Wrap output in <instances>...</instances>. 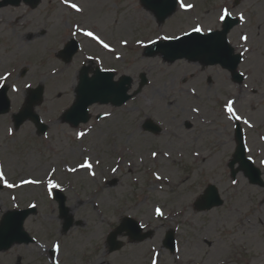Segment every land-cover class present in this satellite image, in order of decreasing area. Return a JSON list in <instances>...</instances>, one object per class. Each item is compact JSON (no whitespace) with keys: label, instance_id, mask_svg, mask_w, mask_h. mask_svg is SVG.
Here are the masks:
<instances>
[{"label":"rangeland","instance_id":"rangeland-1","mask_svg":"<svg viewBox=\"0 0 264 264\" xmlns=\"http://www.w3.org/2000/svg\"><path fill=\"white\" fill-rule=\"evenodd\" d=\"M183 3L195 9L189 13L179 7L161 25L139 0H44L36 11L25 5L0 9V85H8L11 102L10 112L0 116V163L5 179L16 185L0 182V221L18 206L38 209L25 223L36 243L1 252L0 264H264V187L251 185L242 173L231 178L236 121L225 110L232 100L248 157L264 181V0ZM225 8L243 16L229 38L243 54L239 71L246 78L241 84L219 65L169 64L160 56H144V48L162 36H182L197 24L204 32L219 29ZM83 31L99 35L113 51ZM72 37L82 51L65 65L57 51ZM90 60L96 61L94 67L98 63L132 77L131 93L139 89L141 74L149 83L121 108L92 106L91 121L73 128L60 116L73 104L79 71ZM25 85L45 87L44 103L35 108L49 125L43 137L31 122L14 129L12 116L30 89ZM148 119L161 126L159 135L142 129ZM78 133L83 137L78 139ZM84 159L93 163L94 177L79 168ZM24 179L40 183L20 186ZM49 179L60 185L55 190L64 193L71 215L82 223L65 235L55 190L48 195ZM208 185L218 188L224 204L197 212L194 202ZM157 208L162 216L156 215ZM124 216L152 229L154 237L141 244L120 237L125 247L110 254L107 234ZM170 229L176 232L174 254L162 245ZM56 245L54 263L49 250Z\"/></svg>","mask_w":264,"mask_h":264},{"label":"water","instance_id":"water-1","mask_svg":"<svg viewBox=\"0 0 264 264\" xmlns=\"http://www.w3.org/2000/svg\"><path fill=\"white\" fill-rule=\"evenodd\" d=\"M34 3L36 7L40 0ZM146 8L155 13L159 22H164L168 17L172 16L177 8V0H142ZM238 23L235 20L233 23L227 22L224 31L215 32L209 35L192 34L186 36L181 40H171L165 42H156L145 51L148 57H155L162 55L163 59L169 63H174L177 60L188 59L190 61H200L205 65L220 64L225 69H228L234 75L238 82L243 81V76L238 74L237 68L242 60V56L234 55V50L229 46L227 41V34L229 30ZM78 50L75 42L70 43L61 53V57L69 62L73 55ZM113 73L96 72L93 78H89L88 71L84 70L80 75V82L76 90V102L73 107L63 116V121L68 122L74 126L80 123H87L89 120L88 108L95 104H109L114 105L124 104L130 97L127 92L132 83L130 77H123L120 82H113ZM143 84L146 83V77L143 75ZM7 88L0 92V114L7 113L10 110V102L6 96ZM44 99V87L39 86L37 89L30 92L27 104L24 110L15 116L16 127L19 128L24 122L32 121L40 135L46 133L48 127L43 124L40 117L34 113V108L40 105ZM145 130L153 133H159L160 129L151 121H148ZM238 147L233 156L229 167L232 169V176L236 177L239 172H243L253 185L264 187V182L261 177V171L257 169L252 161L246 158V147L243 140L242 130H237ZM239 163V168L234 170L235 165ZM56 199L59 202L60 218L64 220L63 230L68 232L74 226V218L69 214V209L66 208V198L61 192H56ZM218 189L210 185L204 195L196 202L195 207L198 211H209L215 207L223 205ZM36 210H28L24 212L8 213L6 218L0 226V251L9 250L15 243L29 244L33 242L30 236L24 231V221L35 213ZM80 223L78 222L77 225ZM127 236L131 243H141L153 236L152 232L143 233V229L133 219L125 218L121 226L111 233L108 243L110 246V253L119 251L123 247V243L117 240L118 236ZM164 247L175 252V233L170 231L167 233L164 240Z\"/></svg>","mask_w":264,"mask_h":264},{"label":"snow or ice","instance_id":"snow-or-ice-1","mask_svg":"<svg viewBox=\"0 0 264 264\" xmlns=\"http://www.w3.org/2000/svg\"><path fill=\"white\" fill-rule=\"evenodd\" d=\"M179 2V7L181 9H183L184 11H189L190 9L193 8V5L191 4H187L185 5L183 3V0H178ZM70 8L74 9L76 12H81L82 9L79 8L76 4H70L68 5ZM231 13L228 11L227 8L223 9L222 10V13L219 15V21L221 23L225 22L226 18L228 16H230ZM241 19H243V16L240 17ZM77 31H81L80 29H77ZM77 31H74L72 32V35L75 36L77 35ZM211 30H209L210 32ZM192 33H198V34H203V29L197 24L196 26H194L192 28ZM83 35L86 36V37H89L91 38V40L95 41L97 44H99L101 47H103L104 49H107L108 51H113V49L110 47V45L108 43H106L103 39H101V37L99 35H96L94 32L92 31H83ZM184 35H191V33H188V32H185ZM161 40L163 41H171L173 39L175 40H181L182 37L180 36H169V35H165V36H162L160 37ZM243 39L247 40V37H243ZM157 41L153 40L151 41V43H156ZM125 44H127V41H124ZM89 59H91V57H89ZM2 79L4 80H7L8 79V76L5 75L4 77H2ZM26 87H31V85H25ZM0 87H3V85H0ZM12 90L15 92V91H18V89L15 87V86H12ZM233 101L232 100H229L227 102V106H226V112L229 114V118H234L236 120H240L241 117L236 115V112L233 108ZM245 124H249V122L247 120L244 121ZM249 127H251V125L249 124ZM84 133H78L77 134V138H81L83 137ZM153 157H155L156 153H153L152 154ZM97 164H99V160L96 161ZM79 168L80 169H87L89 170V174L92 175L93 177L95 176V172H92L91 169L93 168V163L90 162L88 159H84L83 162L79 165ZM117 169L113 168L112 171L115 172ZM55 171V169H53V172ZM68 171L70 172H75L77 171L76 168H70L68 169ZM160 177L157 176V179H159ZM0 181H3L4 182V185L8 188H13L15 187L16 185L12 184V183H9L5 178H4V173L2 171H0ZM40 181L39 180H35V179H24L21 181V185L20 186H23V185H33V184H39ZM233 183H235V181H233ZM60 188V185L55 183L53 180L49 179L47 181V190H48V195H52L53 193V190L55 189H58ZM30 207H33L35 208L36 206L33 204V205H30ZM156 215L157 216H162L163 213L162 211L157 208L156 209ZM141 227H143V225H141ZM56 249L58 250L59 249V245H56ZM153 264H155V261H153Z\"/></svg>","mask_w":264,"mask_h":264},{"label":"flooded vegetation","instance_id":"flooded-vegetation-1","mask_svg":"<svg viewBox=\"0 0 264 264\" xmlns=\"http://www.w3.org/2000/svg\"><path fill=\"white\" fill-rule=\"evenodd\" d=\"M94 64H96V63L93 62V61L88 62V67H89L90 73L93 72L96 69V67H97V65H95V67H94Z\"/></svg>","mask_w":264,"mask_h":264},{"label":"bare ground","instance_id":"bare-ground-1","mask_svg":"<svg viewBox=\"0 0 264 264\" xmlns=\"http://www.w3.org/2000/svg\"><path fill=\"white\" fill-rule=\"evenodd\" d=\"M14 101H15V102H18V99H15Z\"/></svg>","mask_w":264,"mask_h":264}]
</instances>
